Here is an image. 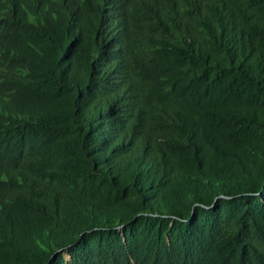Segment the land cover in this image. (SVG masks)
Returning <instances> with one entry per match:
<instances>
[{
  "label": "trees",
  "instance_id": "obj_1",
  "mask_svg": "<svg viewBox=\"0 0 264 264\" xmlns=\"http://www.w3.org/2000/svg\"><path fill=\"white\" fill-rule=\"evenodd\" d=\"M0 264H264V0H0Z\"/></svg>",
  "mask_w": 264,
  "mask_h": 264
}]
</instances>
